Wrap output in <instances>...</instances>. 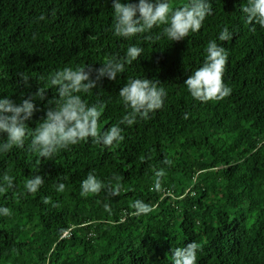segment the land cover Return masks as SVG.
<instances>
[{
	"label": "trees",
	"instance_id": "trees-1",
	"mask_svg": "<svg viewBox=\"0 0 264 264\" xmlns=\"http://www.w3.org/2000/svg\"><path fill=\"white\" fill-rule=\"evenodd\" d=\"M210 3L201 29L172 42L164 25L129 39L113 35L112 0H0V98L19 104L45 90L33 100L30 132L59 99L49 79L64 67L92 69L95 87L80 95L103 104L100 131L126 114L118 93L129 78L157 81L167 92L149 118L121 125L118 145L88 138L45 159L26 137L23 147L0 154V177L14 180L0 192V205L10 209L0 216V264H168L173 248L193 241L201 245L197 264H264V28L247 22L246 0ZM224 27L233 37L221 42ZM209 40L228 50L223 81L232 93L201 102L184 81L203 63ZM132 44L144 49L141 56L116 79L97 80L102 63ZM159 168L165 176L157 192ZM93 169L106 185L119 175V195L81 196L80 181ZM35 174L44 184L29 194L23 185ZM57 182L64 192L55 191ZM135 199L153 211L135 215Z\"/></svg>",
	"mask_w": 264,
	"mask_h": 264
},
{
	"label": "clouds",
	"instance_id": "clouds-1",
	"mask_svg": "<svg viewBox=\"0 0 264 264\" xmlns=\"http://www.w3.org/2000/svg\"><path fill=\"white\" fill-rule=\"evenodd\" d=\"M240 11L253 28L255 25L264 28V0H246V3L241 5ZM112 13L114 15L112 32L117 37L129 39L164 25L163 35L175 42L183 40L190 32H198L206 17L212 14V5L210 0H188L183 6L173 8L170 0H135V2L112 0ZM39 19L43 20V15ZM232 37L233 32L228 27H224L219 32L218 40L229 41ZM143 51L140 46L129 45L123 57L111 56L102 63V67L96 70V79L105 77L109 80L116 79L118 74L125 71V64L136 61ZM204 52L203 63L192 71L184 81V85L195 100L201 102L223 100L232 93V88L223 81L228 50L216 40H209ZM91 71L90 66L84 65L75 68L64 67L51 75L49 83L55 87L59 99L50 101L55 106L46 111L45 118L31 132L26 121L30 120L38 110L33 100L36 97L43 99L45 90L39 88L35 97L24 99L19 104L8 98H0V134H7L6 140L0 139V154L7 153L14 147H23L26 137H30L31 150L45 159L88 138L104 147L115 146L124 140L121 125L130 127L136 123L138 117L147 119L150 113L161 109L164 105L167 92L157 81L144 77L129 78L118 93L120 101L127 110L126 114L106 131H100L98 121L103 104L89 105L80 95L89 93L95 87L96 81L90 78ZM162 163L171 165L172 161L165 159ZM164 176L163 168L154 171L152 185L154 191L162 190ZM43 184L44 179L35 174L25 180L23 187L27 193L36 194ZM13 187L12 176L5 173L0 177V192ZM54 187L56 192L65 190L63 182H57ZM79 188L83 197L96 195L102 190L109 196L115 197L122 188L121 177L113 174L106 185L93 169L80 181ZM131 207L137 216L147 215L153 211L152 206L143 199L133 200ZM8 215L10 209L0 205V216ZM200 250L201 245L197 241L175 247L168 257V264H197Z\"/></svg>",
	"mask_w": 264,
	"mask_h": 264
}]
</instances>
